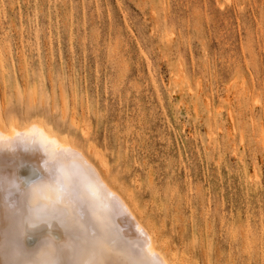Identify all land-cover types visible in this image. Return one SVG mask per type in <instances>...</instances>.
<instances>
[{"label": "rangeland", "instance_id": "rangeland-1", "mask_svg": "<svg viewBox=\"0 0 264 264\" xmlns=\"http://www.w3.org/2000/svg\"><path fill=\"white\" fill-rule=\"evenodd\" d=\"M32 122L173 264H264V0H0V129Z\"/></svg>", "mask_w": 264, "mask_h": 264}, {"label": "snow or ice", "instance_id": "snow-or-ice-1", "mask_svg": "<svg viewBox=\"0 0 264 264\" xmlns=\"http://www.w3.org/2000/svg\"><path fill=\"white\" fill-rule=\"evenodd\" d=\"M17 146L42 151L47 175L28 186L27 210L17 206L11 212L5 264H163L142 229L130 239L114 225V217L126 213L123 205L91 170L67 167L66 148L35 126L11 137L0 134V151ZM51 221L64 229L62 242L45 239L39 252L24 248L23 231Z\"/></svg>", "mask_w": 264, "mask_h": 264}, {"label": "bare ground", "instance_id": "bare-ground-1", "mask_svg": "<svg viewBox=\"0 0 264 264\" xmlns=\"http://www.w3.org/2000/svg\"><path fill=\"white\" fill-rule=\"evenodd\" d=\"M33 126L42 131L50 139H54L62 148L67 149L66 159L64 160V164L67 167L91 170L105 188L121 202L126 213L114 217L113 222L125 237L135 239L137 237L136 229L139 227L150 238L152 250L158 254L163 264H173L166 253L157 247L153 234L137 216L130 201L118 192L117 189L116 191L104 177L101 170L103 168L102 161L95 152H88L89 154L86 155L82 150L51 133L38 122H32L24 128L12 126L8 131L0 129V134L4 137H11L14 132L23 133ZM92 158H95V162ZM46 159L47 157L42 151L25 149L22 146L5 147L0 151V264H5V260L8 259L4 254V238L5 233L11 228V212L17 206L24 211L27 210L26 193L28 186L33 181L47 175L45 169ZM9 182L16 183L17 187L11 188ZM63 238L64 229L56 221H51L35 228H26L20 240L24 248L30 252H39L40 246L45 239L50 242H62Z\"/></svg>", "mask_w": 264, "mask_h": 264}]
</instances>
